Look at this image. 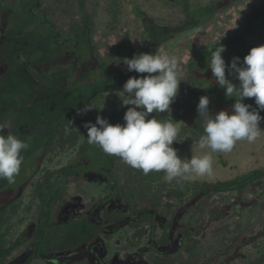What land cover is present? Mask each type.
<instances>
[{"label": "trees", "instance_id": "obj_1", "mask_svg": "<svg viewBox=\"0 0 264 264\" xmlns=\"http://www.w3.org/2000/svg\"><path fill=\"white\" fill-rule=\"evenodd\" d=\"M122 1L125 0H0L1 16L18 8L15 11L22 10V19L28 21L30 27L25 28L18 24L21 18L15 17L11 54L13 58L27 57L29 80L39 84L44 95L43 113L39 116H33L37 108L30 109L27 119L23 118L24 112L19 116L9 106L4 111L0 109L3 130L8 121L5 114L13 112L17 117L14 128L9 129L11 133L22 126L27 130L36 127L38 133L35 149L25 154V163L31 162L34 167L16 187L18 196L0 204V264H29L31 259L54 264H105L104 254L120 233L114 243L118 249H136L139 264H264V255L254 252L259 245L264 249V218L259 221V230H254L246 212L251 208L253 215L258 209L264 214V168L226 180L187 178L167 182L163 172L144 175L120 157L106 154L99 145L89 144L87 131L79 130L82 124L93 121V115L111 98L119 97L130 77L147 75L129 72L124 58L158 52L178 36L196 31L206 18L222 11V15L227 14L225 9L235 0H214L210 4L199 1L196 5L193 0H172V5L165 6L171 13L159 18L143 12V7L131 0L145 29L142 44L134 41L129 25L124 27L125 33L117 26L125 10L119 4ZM104 2L106 11L100 16L95 8ZM99 18L108 19L105 29L111 33L101 51L95 41ZM263 30L251 24L240 26L237 37L233 38L232 33L189 58L186 74L179 76L183 81L170 110L153 112L148 117L177 123L179 133L172 147L179 150L183 140L189 145L197 144L204 134L197 112L201 96L209 98L211 114L231 112L235 100H222L221 88L207 64L215 47L225 46L222 56L226 64L234 57H240L242 62L251 48L264 45ZM7 41L10 43L9 37ZM35 43L39 45L38 52ZM58 75L61 80L55 81ZM180 94L184 102L177 101ZM36 102L38 99L32 104ZM243 102L260 111L255 98H245ZM85 108L93 110L74 129L73 123ZM126 110L115 106L106 119L113 125L123 124ZM260 115L264 116V111ZM63 153L71 154V159L60 168H52L54 156ZM90 176L101 180L104 193L80 212L77 208L82 205L77 204L79 199L71 190ZM25 190L38 202L36 209L23 207L20 196ZM236 215L238 231L231 232V226L226 225L219 233H207L212 225H224ZM16 223L20 230L13 233ZM249 246L251 251L245 250ZM19 252L22 256L15 258Z\"/></svg>", "mask_w": 264, "mask_h": 264}, {"label": "clouds", "instance_id": "obj_2", "mask_svg": "<svg viewBox=\"0 0 264 264\" xmlns=\"http://www.w3.org/2000/svg\"><path fill=\"white\" fill-rule=\"evenodd\" d=\"M225 50L223 45L216 46L207 64L216 84L225 90L226 98H234L231 112L221 110L211 114L207 96H201L197 105L204 131L198 143L201 149H210L209 153L181 159L177 149L172 147L179 133L177 123L173 119L148 118L153 112L170 110L183 81L179 78L176 58L158 52L124 58L129 72L147 75L130 77L119 92L121 106L127 109L124 123L113 125L98 115L95 123L84 125L87 142L99 145L106 154L120 157L125 164L142 170L144 175L163 172L167 182L212 175L211 153L231 152L237 141L255 142L264 131L260 127L264 121V116L260 115V111H264V45L251 48L242 62L240 57H234L230 64H226L222 56ZM226 69L228 75H234L239 81L238 85L226 77ZM245 98H255L260 111L244 103ZM2 130L0 126V133ZM28 147L13 134H0V179H6L9 184L15 182L24 159L21 153Z\"/></svg>", "mask_w": 264, "mask_h": 264}, {"label": "rangeland", "instance_id": "obj_3", "mask_svg": "<svg viewBox=\"0 0 264 264\" xmlns=\"http://www.w3.org/2000/svg\"><path fill=\"white\" fill-rule=\"evenodd\" d=\"M134 1V3H138L143 7V12H146L153 17L155 16L156 18L166 17V15H169L171 11L167 12L168 9L165 6L172 5L174 3V1L172 0ZM193 1H195L196 5L199 3V1L205 4H210L214 0ZM130 2L131 0H125L119 3L121 6H124L125 10L122 14L123 19L117 26L123 31V33H125L124 27L125 25H129V28L132 30V37L134 41L142 44L143 39H145V29L142 24V19L137 15L136 5H131ZM105 5L106 3L104 2L101 3L100 7L95 8L96 12H98L100 16L103 15L106 11ZM230 8L232 9V11L228 12ZM17 9L18 8H14V11H12L10 14L7 13L8 15L6 16L0 15V109L2 108V110L4 111L6 109L5 106H9L11 110L16 109L19 112V116H21V112H24L25 116L23 118L27 119L29 116V111H31L30 109L37 108V110L33 111L34 117L39 116L43 113L42 101L44 99V95L43 92L40 91L39 84L30 82L29 80L27 57H23L20 55L13 58L15 55L11 54L14 49V46L11 44L12 36L16 33V30L11 28L14 26L15 17L18 16L21 18L18 22L20 26H23L25 28L28 27V21L22 19L24 15L22 10L15 11ZM225 10L227 14L222 15V11L214 15L212 18H206L205 21L196 26V31L183 36H178L176 40L163 45V47L159 49L158 53L162 55H168L170 57H175L178 63L179 74L185 75L186 63L188 62L189 58L196 54H199L202 48H204L205 50L210 49L213 45H215V43L221 41L222 39H226L232 33L234 34L233 38L237 37V32L240 26L244 27L248 24H251V26L256 30H261L262 28H264L262 26L264 24V0H235L231 4V6L226 8ZM38 14H40V16L42 15L40 12ZM107 20L108 19L102 20L100 18L99 20H96V28L98 33L97 35H95L97 37L95 41L100 51L102 50V48H104V46H106L107 41L111 36V33H107V31H109V28L105 29ZM32 23H34V21ZM8 37L10 39V43L7 41ZM248 39L249 37L247 36V40ZM101 42L103 43V45H101ZM34 49H36V52L40 50L38 43H35ZM30 73L35 77H38V74L34 73L31 70ZM227 78L234 84L238 83V80L235 78V76L228 75ZM59 80H61V77H59L58 75L56 76L55 81ZM220 91V97H222L223 100L226 97L225 90L221 89ZM36 99H38V102H36L35 105L32 104ZM177 101L184 102L181 94L178 97ZM45 103L47 104L46 101ZM108 103L105 104V107L101 111H99V113H93L94 115L93 121H91L92 123H95L96 117L98 115L106 118L107 113L111 112L115 106L119 107L122 104L120 97L111 98ZM91 110L93 109L91 108L86 112L84 111L80 113L79 117L73 123L74 129L79 128L78 121L85 120V118L89 115V111ZM16 117L17 115L13 112H9L8 116L7 114H5L4 118L5 120L8 119V121L5 130H2V133L0 134H13L21 141L27 143L29 147L27 150H24L21 153L24 159L21 164L19 174L15 177V182L9 184L6 179H0V204L3 201L10 200L11 198H16L18 196L16 187L25 181L26 176H28L30 173V169L34 167L31 162L25 163V154L29 152V150L35 149V140L37 139V137L35 136L36 134H38L37 129L36 127H31L30 130H27L25 126H22L18 129L17 132L11 133L10 131L13 130L9 129L14 128V119ZM260 127L262 130H264V122L260 123ZM79 130L84 132L87 131V129L84 127V124L80 126ZM189 144L185 140H183L181 145L179 146L177 154L181 159L200 157L211 151L208 148L201 149L199 147V143L192 145ZM211 155L213 167L212 175H206L202 177L190 176L188 177V179H199L206 181L217 179L226 180L232 179L239 175H244L245 173L253 169L264 168V131L261 132L260 136L255 142L249 143L247 140L237 141L235 147L231 152H215L211 153ZM71 156L72 155L69 153H63L62 156H54V163L52 165V168H60L61 166H64L66 162L71 159ZM95 177L90 176L86 177L85 179H81L77 187L71 190V194L79 199L77 204L82 205V208H77V211H84L91 205L94 199H96L97 197L99 198L104 193L103 186L105 185L101 184V180H98L97 178L93 179ZM29 194V191L25 190L24 193L20 196V200H22L23 202V207L32 206L33 209H36V207L38 206V202L33 198V196L30 197ZM230 194L231 197L234 196L232 195L233 193ZM229 196L230 195H228V198ZM249 198H252V195H250ZM31 200H34V203ZM250 210L251 208H247L246 210V212H249L247 214V218L251 216L253 229L259 230V221L261 218H264V214H260V211L258 209L254 210L253 215ZM238 218L239 217L236 215L234 216V218L227 220L224 225H220L219 227L212 225L211 227H209L207 233L210 230H212L213 233H219L221 228L226 225L231 226V232L235 231V229L236 231H238V229L236 228V220H238ZM22 226H24V224ZM13 227L17 229L15 231H12L13 233H16L20 230V227L19 225H17V223L13 225ZM119 235H122V233H120ZM119 235H116L113 238L108 252L104 254L103 260L105 261V264H137L138 257H136V249H118L119 245H116L114 243L115 239ZM245 250L251 251V246L246 247ZM254 252L258 253L259 255L260 253L264 255V249L262 245H259L256 249H254ZM21 256L22 252H19L14 257L19 258ZM27 262L29 264H54L46 263L43 259L35 261L31 259Z\"/></svg>", "mask_w": 264, "mask_h": 264}]
</instances>
